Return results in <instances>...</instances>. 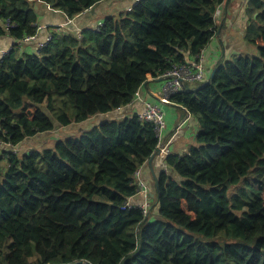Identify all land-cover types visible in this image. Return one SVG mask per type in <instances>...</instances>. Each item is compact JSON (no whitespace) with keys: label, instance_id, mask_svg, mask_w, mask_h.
I'll use <instances>...</instances> for the list:
<instances>
[{"label":"trees","instance_id":"16d2710c","mask_svg":"<svg viewBox=\"0 0 264 264\" xmlns=\"http://www.w3.org/2000/svg\"><path fill=\"white\" fill-rule=\"evenodd\" d=\"M104 1L0 0V47L16 43L0 59V145L106 114L52 147L0 149V264H264V0L248 2L244 54L171 97L199 129L167 155L149 215L128 202L160 139L139 113L115 116L210 44L227 0H108L118 12L95 27L19 54L42 6L73 22Z\"/></svg>","mask_w":264,"mask_h":264},{"label":"crops","instance_id":"0c3cea01","mask_svg":"<svg viewBox=\"0 0 264 264\" xmlns=\"http://www.w3.org/2000/svg\"><path fill=\"white\" fill-rule=\"evenodd\" d=\"M106 1L97 7L90 9L89 12L83 13V15H81L79 18H75L71 23H69L67 17H64L59 11H52L47 7L43 8L42 6V12L39 19L38 35L31 43L23 44L22 47L19 48V53L24 55L26 52H34L38 43L44 40L49 33L52 31H61L66 26H71V28L77 32L82 31L85 28L95 27L98 22H102L107 14L118 12L114 10L116 7L113 8V6H109L108 2ZM248 2L249 0H227L224 4L218 7L219 14L215 16L216 22L218 23V30H216L215 36L213 37L210 44L205 47L207 68L211 69L218 62V60L225 57L228 52L234 51L232 46H229L230 42L232 43L235 41V36H232L235 34L231 33V30L234 29L233 24L231 26L233 20L240 23L241 25V28L239 29L238 27H235L236 30L243 29L246 35ZM130 4L131 3L126 2L121 6L123 8H128ZM228 38H230V42H228ZM243 38L245 40L244 43L247 44L245 37ZM15 44L16 43L14 39L9 37L5 39V46H14ZM23 51L26 52L23 53ZM190 58L192 57L187 56V59ZM164 85L165 80L158 81V79L155 80L153 77H150L145 87L140 90V98L135 99L125 109L119 111L115 117H125L127 115L140 113L145 107V101L158 102L156 99L162 93V88ZM161 105L167 120L166 128L164 129L163 143L171 148L172 153L183 154L191 145L196 144L195 138L199 129L198 121L193 115H189L185 108L178 103L172 102ZM105 115L106 114L98 115L82 123L70 126L73 128H78L76 133L79 134L86 128L88 129L89 127L98 125ZM58 128L61 129L67 127L59 126ZM165 163V159H163L160 154H158L153 160V166L151 167L147 163L143 169V177L148 182L150 189L149 199L151 204L153 203L152 199H154L156 196L154 189L156 176L162 173L163 170L169 173L173 171L172 168L165 165ZM131 200L134 203L139 204L143 203L145 198L142 195H137Z\"/></svg>","mask_w":264,"mask_h":264},{"label":"built area","instance_id":"2783aa9c","mask_svg":"<svg viewBox=\"0 0 264 264\" xmlns=\"http://www.w3.org/2000/svg\"><path fill=\"white\" fill-rule=\"evenodd\" d=\"M219 14V10L216 15ZM35 35H27L21 43L31 42ZM50 36L46 40L39 43V47L48 42ZM12 47H0V59L8 54ZM192 57L183 62H173L172 67L164 72L160 77H164L165 85L162 88V93L156 101H145L144 109L139 113L140 119L151 122L155 125V131L160 139L158 146L161 148L160 156L166 159L167 155L171 152V148L163 143L164 129L166 128V115L161 104L172 103L171 97L181 92L187 82L204 81L208 78L205 48L197 55L186 54V57ZM163 80V81H164ZM137 98H140V92H137ZM185 108V107H184ZM186 110V109H185ZM190 115V112H188ZM148 162V161H147ZM145 162L134 173L135 185L137 186V195H142L145 200L143 203H134L132 200L128 202L129 206H139L145 215L150 214L151 202L149 199L150 189L148 182L143 177V169L147 164ZM165 165H167L165 163Z\"/></svg>","mask_w":264,"mask_h":264},{"label":"rangeland","instance_id":"374dc122","mask_svg":"<svg viewBox=\"0 0 264 264\" xmlns=\"http://www.w3.org/2000/svg\"><path fill=\"white\" fill-rule=\"evenodd\" d=\"M232 24H233L234 29L231 30V33L235 34V35H232V36H235V41L231 43L230 38H228V42H230L229 46H232L234 51L228 52L227 55L225 56V59H229L231 57H234L235 55L244 54V50L247 49V46H246L247 44L244 43L245 40L243 38V37H245V32L243 31V29L236 30V28H235V27H238V29L241 28L240 23L233 20V23H231V26H232ZM235 24H236V26H235ZM48 35H50V34H48ZM251 50H252V48L249 49V51H251ZM24 52H26V51H24ZM20 55H22V54H20ZM192 82L193 83L196 82L195 84H197V82H199V81H192ZM192 82H188V84H192ZM77 129L78 128H73L72 126L67 127V128H61V129L58 128L56 130L48 131L46 133H41V134H38L36 136L27 138V139H25V141H23L22 143H20L17 146H12L11 144H5V145L2 144V145H0V149H3V148L11 149L13 147V149H15L17 152H20V153L23 151H28L29 149L41 150L44 147L45 148L46 147H52L53 145H51V144H52L53 139H55V140L56 139H62L65 135L77 134L76 133ZM0 156H3V155H1V153H0Z\"/></svg>","mask_w":264,"mask_h":264},{"label":"water","instance_id":"95a60500","mask_svg":"<svg viewBox=\"0 0 264 264\" xmlns=\"http://www.w3.org/2000/svg\"><path fill=\"white\" fill-rule=\"evenodd\" d=\"M215 72H216V68L212 70V73H211V77L210 79H208L206 83H209L211 81V79L213 78V76L215 75ZM164 80V77H160L158 78V81H163ZM160 150L161 148L158 146L155 153L153 154V156L148 160V164L149 166H153V160H154V157L157 156L159 153H160ZM156 185H157V181H156ZM148 217V216H147ZM84 261L83 260H79V261H75V262H72V263H64V264H83Z\"/></svg>","mask_w":264,"mask_h":264},{"label":"clouds","instance_id":"9594fccd","mask_svg":"<svg viewBox=\"0 0 264 264\" xmlns=\"http://www.w3.org/2000/svg\"><path fill=\"white\" fill-rule=\"evenodd\" d=\"M46 4H47V3H46ZM47 7H48V9H50V10H52V11H57V12L59 11V10L54 9L50 4H47ZM217 11H218V10H217ZM59 12H61V11H59ZM67 20H68V22H71L70 19L67 18ZM73 21H74V20H73ZM49 34H50V33H49ZM37 35H38V32H37V34H35V38L37 37ZM49 36H50V35H47V36L45 37L44 40H46L47 37H49ZM35 38H34V39H35ZM34 39H33V40H34ZM33 40H32V41H33ZM44 40H42V41H40V42H43ZM32 41H31V42H32ZM31 42H28V43H31ZM40 42H39V43H40ZM17 43H18V42H17ZM28 43H22L21 46H20V48L22 47L23 44H28ZM39 43H38V45H39ZM38 45H37V48H36V50H35L34 52H32V53H31V52H26V53L34 54V53L38 52V50H39V48H38L39 46H38ZM5 47H12V49H13V46H5ZM23 53H24V51H23ZM19 54H20V53H19ZM153 78H154V77H153ZM159 78H160V77H159ZM157 79H158V78H157ZM147 163H148V162H147Z\"/></svg>","mask_w":264,"mask_h":264}]
</instances>
